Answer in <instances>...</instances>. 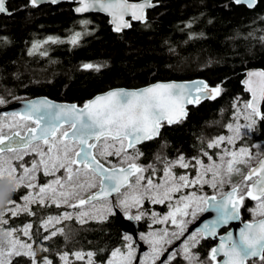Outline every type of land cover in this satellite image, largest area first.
<instances>
[{
	"label": "trees",
	"instance_id": "16d2710c",
	"mask_svg": "<svg viewBox=\"0 0 264 264\" xmlns=\"http://www.w3.org/2000/svg\"><path fill=\"white\" fill-rule=\"evenodd\" d=\"M154 2L156 6L147 12L145 23H133L128 30L115 32L106 17H77L67 3L32 7L30 0H7L10 14H0V98L7 104L46 96L83 105L111 88L203 79L221 88L219 97L190 107L181 123L163 125L156 139L136 147L143 153L137 162L143 167L153 165V179L158 180L164 168L161 161H175L181 155L185 159H205V152L215 157L208 144L226 135L237 100L248 99L241 85L245 71L264 69V0H257L253 9L235 5L232 0ZM77 33L79 39L73 45L70 41ZM49 37L59 42L52 43ZM36 44L40 47L34 49ZM84 64L95 67L86 70ZM257 143H264V120L259 118L250 135L237 145L251 148ZM145 175H152V169ZM24 192L23 188L18 191L16 201ZM252 204L245 198L242 220H250L247 208ZM153 208L161 210V206ZM31 209L34 215L11 217L6 226L32 225L38 263L47 259L59 264L60 257L67 254L69 264H88L75 260L74 253L93 252L94 264H106L111 252L124 249L127 243L114 215L86 223L63 220L57 226L63 232L45 239L48 233L42 223L60 215L64 208L35 204ZM138 226L140 233L145 232L147 222L138 221ZM213 245V241L200 238L195 246L203 264H211L208 254ZM45 248L48 251L42 250ZM11 260L12 264H31L27 256Z\"/></svg>",
	"mask_w": 264,
	"mask_h": 264
},
{
	"label": "snow or ice",
	"instance_id": "6c2138e0",
	"mask_svg": "<svg viewBox=\"0 0 264 264\" xmlns=\"http://www.w3.org/2000/svg\"><path fill=\"white\" fill-rule=\"evenodd\" d=\"M56 4L58 0H50ZM237 5L246 4L248 8L255 7L257 0H233ZM39 0H30L32 7H36ZM98 9L112 17L110 23L114 25V31L120 32L130 28L131 23L125 19L131 16L132 20L144 21L145 11L154 7L152 0H141L138 3H129V0H79L77 13H85ZM5 0H0V13H6ZM10 14V13H9ZM87 24L88 21H82ZM79 33L75 34L71 43L75 45L79 39ZM264 39V37H262ZM52 43L59 42L52 37L48 38ZM46 41V42H48ZM40 45H33L38 48ZM92 64H84L86 70L94 69ZM98 70V68L96 69ZM246 90L251 93V99L247 101L244 108L248 110L246 119L250 123L246 127L251 128L256 119L264 120V112L261 111V104L264 102V70L249 71L247 78L242 81ZM195 93V95H194ZM221 94L219 86L210 88L203 81L192 82L191 84L177 83H156L140 90H112L106 94L99 95L93 100L86 102L83 107L72 105H55L47 100L30 101L23 112H13L9 117H0V181H7L8 187L0 191V204L4 205V211H0V224H7L4 219L6 213L16 217L21 213L34 215L30 205L39 204L47 207L54 204L56 207L67 205L73 209H80L77 213V220L86 223L87 219L106 220L108 216L116 215L113 206L107 205L103 213L86 208L91 205L95 209V201L107 198L112 193H120L122 188L131 191L124 195L115 206L123 212L128 220L139 221L144 213L131 214L132 208H140L145 199L153 204H167L169 211L166 215L158 217L152 213L153 223H171L178 230L169 233L165 228L160 232L142 234L143 239L150 247L149 258L151 264L168 250L163 246L171 244L169 238L179 239L183 236L186 225L190 222L186 217L195 218L197 213L215 210L217 218L211 224H205L198 233H192L183 243L184 258L189 264H203L199 257L191 252L188 241L197 242V236L215 237L216 229L221 224H228L231 220L239 219V207L243 204L245 197L257 201L259 211L254 213L264 217V160L259 166L249 169L244 176V187L246 193L241 195L240 185H234L230 192L217 199L215 195H198L195 191L177 196L184 189L205 184L213 189L223 186L225 177H231L239 173L238 164L246 163L245 158H250L247 149L241 148L237 151H227L220 157V162L213 161L205 165L197 159L199 165L195 178L188 175H176L173 169L176 167L187 169L191 165L185 162L181 155L175 161H161L164 163L163 177L159 182L153 179L156 169L153 165L141 166L137 161L143 155L136 148L138 144L152 140L160 134L163 123L168 125L179 124L187 116L186 105L199 103L202 98L215 99ZM5 101L0 98V104ZM240 114L239 109L237 115ZM34 125V126H32ZM16 129L11 135L4 133V129ZM233 136H220L208 144L209 148L220 147L227 140L233 144L240 136V126L228 125ZM134 150V151H130ZM5 153H16V159L24 161L25 155L35 154L39 159L34 160L31 166L25 163L14 165L12 160L6 158ZM209 160L212 157L204 153ZM116 156L120 158V166H105L101 159L107 161V157ZM99 157V158H98ZM227 157V159H226ZM160 158L158 157V160ZM22 169V172L18 171ZM152 169V175L145 173ZM63 171V176L57 173ZM52 176L53 179L45 184L39 183V174ZM211 174V180L206 179ZM86 178V179H82ZM134 178V183H133ZM255 178V179H254ZM251 181L249 184L248 182ZM99 190L87 195L88 190ZM21 188L29 189L22 197L23 204L16 202V194ZM85 195H81V193ZM175 198V204L172 203ZM13 205V207H7ZM71 213H64L57 218H49L44 221L45 228L53 223H60L61 220H70ZM31 224H26L22 231L25 236L31 239ZM63 229L53 231L50 239ZM15 230H5L2 234L6 238L5 243L9 246L6 250L0 248V264H12L13 256H28L32 258V264H36L35 252L32 245L16 238ZM126 241L127 251L116 248L111 252L106 264H132L134 259L133 238L131 235L123 237ZM195 247V243L191 245ZM48 251V249H42ZM77 260H83L87 256L88 264H94L95 253L86 254L74 253ZM175 253H169L167 260H161V264H169L175 259ZM222 256L223 260L217 257ZM254 257H258L261 264H264V218L252 223H246L234 238L232 233L220 238L218 247L210 251L209 259L212 264H247ZM64 264H69L67 254L61 256ZM43 264H52L45 259ZM141 264H148L147 260ZM255 264V262H253Z\"/></svg>",
	"mask_w": 264,
	"mask_h": 264
},
{
	"label": "rangeland",
	"instance_id": "374dc122",
	"mask_svg": "<svg viewBox=\"0 0 264 264\" xmlns=\"http://www.w3.org/2000/svg\"><path fill=\"white\" fill-rule=\"evenodd\" d=\"M247 101H248V99H246V100H240V99H238L237 102L234 104V113L232 114L231 122L229 123V125H232L233 127H236L237 125H239L240 126V133L241 134H240L239 138L235 139V141H234L233 144H229V143H227V140H225V142L222 143L220 145V147H213V150L215 151L214 152L215 153V157H212V155L209 154V156L212 157V160H209L208 159V156H206L205 159H202V158L185 159V162H187V163H189L191 165L189 168L184 169V168L176 167V168H179V169L178 170H173V172L176 175L185 174V175H188L189 178H195L196 175H197V170L199 169V165L196 164V160L197 159L201 160L205 165L211 164L213 161L219 163L220 162V157L224 154L225 150H227V151H237L238 152L241 148H244V149H247L248 153L250 154V158H245L247 160L246 163L238 164L237 165V167L240 169V172L239 173L232 174L231 177H227L226 176L224 178L225 179V183L223 184V186H220L219 183H218V187L216 189H213L208 184H205L203 187H200L199 185H197L194 188L193 187H190V188L184 189L183 192L176 194L177 196L183 195L185 193H190V192L195 191L198 195H207V196H209V195H215L216 197H220L227 190L231 189L234 185H240L241 186V190H240V194L241 195H243V194L246 193L247 189L244 187V183H243L244 176L246 175L247 170L250 167H252L253 165H255L259 161V159L264 155V143L254 144L251 148H247V147H244V146L237 145L238 142L243 137H248L250 135L252 129L255 126V124H254L251 128L246 127V125H248L250 123V120L245 118L246 115H248V110H246L244 108V105H245V103ZM238 109L240 111V114L239 115H237V110ZM9 116H11V115H8V116H2V115H0V117H9ZM253 119H256V121L258 120V118H256V117H253ZM32 126H34V125H32ZM15 130L16 129L5 128L3 131H4L5 134L10 135ZM230 136H233V132L230 131L229 128H228V126H227V133H226V135H224V137H230ZM130 151H134V150H130ZM17 155L18 154H16V153H5L6 158L11 159L14 165H19L20 163H25V166H29L30 167L31 166V163L34 160L39 159L35 154H32V155H25L24 156V161H19V160L16 159V156ZM226 159H227V157H226ZM107 161L108 162H105L104 159H101V162L102 163H105V165L108 166V167L111 166V165L120 166V158H118L116 156L107 157ZM18 171L22 172V169H19ZM57 175L58 176H63L64 175V172L61 171V172L57 173ZM162 177H163V173L159 176V179L158 180H155V181L156 182H159ZM52 179H53L52 176H43L42 173L39 174V183L40 184H45V183H47L48 181H50ZM82 179H86V178H83L82 177ZM206 179L211 180V174L210 173L208 174V176L206 177ZM133 183H134V178H133ZM248 183H250V181ZM6 187H8L7 181L6 180L5 181H0V191L5 190ZM96 189L88 190V192L86 194L87 195H90ZM23 190L25 191L24 192V195H26L28 193V191H29V189H27V188H23ZM130 191H131L130 189L124 188L123 190H121L120 193H118L117 195H115L114 198H112V199H104L102 201L94 202L95 209H92V206L91 205H87L86 208L89 209V210H91V211H93V214L94 215H96L97 212L103 213V209H104L105 206L111 205L114 208L119 203V200L122 199L124 197V195L128 194ZM208 191L211 192V194H207ZM24 195H22L16 202H18L20 204H23L22 197ZM81 195H85V193L82 192ZM245 198H247V197H245ZM175 202H176V200L174 198L173 201H172V203L175 204ZM33 205H35V204L30 205V207L33 206ZM51 205H54V204H51ZM155 205L156 206H161V210L160 209L153 208V206H155ZM7 207H13V205H7ZM61 207L64 208V211H62V213L60 215L52 216L51 218L60 217L64 213L67 212V213H71L72 214V216H73L72 219H75L76 221H78L77 218H76V216H77V213L80 211V209H73L71 207H68L67 205H62ZM0 211H4V209L3 210H0ZM168 211H169V208H168L167 204H153L148 199H145L144 200L142 207H140V208H132L131 209V214L132 215H136L138 212H143L144 215H143L142 219L139 220V221H143L144 220V221L147 222V229H146V231L145 232H141V233L139 232V239L148 247V250L141 255L139 264H141V262L142 261H145V260H147L148 264H151V260L148 259L149 258V255H150V252H151V249H150L149 245L143 239H141V235L142 234H145L146 235V234H148L150 232H153V231L160 232L161 230H163L165 228L168 229V231H169L170 234L172 232L178 231L175 228V226L172 225L170 222L167 223V224L153 223L152 213H156L158 215V217H162V216L166 215ZM248 211L250 213V220H256V219L261 218L260 216L254 214V213H256V212L259 211V208H258V205H257V201L253 203V206L251 208H249ZM122 214H123V212H122ZM201 214L202 213H197V215H196L195 218H193L191 216L186 217L185 219H187L188 221H190L186 225V229H188V227L190 226V224H192ZM11 217L12 216H11L10 213H6L5 216H4V219H7L8 220ZM49 218H47L46 220H48ZM86 219H87V222L88 221H100L98 219H89V218H86ZM62 221L63 220H61V222ZM43 224H44V222L42 223V228H43L44 231H46L48 233V236H50L53 231H56L57 229H59V228H57V226L59 225V223L50 224V225H48L47 228H45L43 226ZM23 227H20V228H10V227L6 226V224H0V248H3L4 250H6L7 247L9 246L7 243H5V239L6 238L3 236L2 233L5 230H15V233H14L15 237L18 238V239H20L23 242H26V243L31 244L32 245V249L35 252L34 246H33V243H32V238L29 239L28 236H25L23 234V231H22ZM169 238L172 240V243L171 244H167L166 243L163 246L165 249L167 247L171 246L172 244H174L176 241H178L181 238V236L179 237V239H176L175 237H171V235H170ZM200 238H202V235H198L197 236V241L198 242H199ZM184 241L181 243V245L178 248L174 249L171 252V253H175L176 255H175V259L174 260H170L169 264H172L173 262H177V264H189L188 260H186L184 258V256H185V254L183 252V243H184ZM188 243H189V247L191 249V252L193 254H195L196 256L199 257V255L194 250L195 247H192L191 246L193 243H195V246L198 243L197 242H193L191 240H189ZM121 250L126 252L127 251L126 246H125L124 249H121ZM133 250H134V259L132 261V264H133V262L135 260L136 253H137V245H136V243L134 241H133ZM13 257H15V256H13ZM168 257L166 258V260L168 259ZM73 258L75 260H77L75 258V255L73 256ZM83 260H86L87 261V256H85V258ZM35 261H36V264H43V262H44V260H43L40 263H38L36 259H35ZM157 261H156V263H157ZM199 261H202L203 262V260L200 259V257H199ZM68 262H70L69 257H68ZM31 264H32V258H31ZM59 264H64V261L61 259V257H60V260H59Z\"/></svg>",
	"mask_w": 264,
	"mask_h": 264
},
{
	"label": "water",
	"instance_id": "95a60500",
	"mask_svg": "<svg viewBox=\"0 0 264 264\" xmlns=\"http://www.w3.org/2000/svg\"><path fill=\"white\" fill-rule=\"evenodd\" d=\"M153 1L154 0H152V3L154 4V7H155L156 6V3H154ZM6 2H7V0H5V7H6ZM138 2H141V0H139V1H129V3H138ZM232 2H233V0H232ZM60 3H74V5L72 6V11H73V13L77 17H82V16H85V15H88V14H100V15L106 17L108 19V21H109V24L111 25V27H112V29L114 31V25L112 23H110L112 17L110 15H108L107 13H105L103 11H100L98 9V7H97L96 10H91V11L85 12V13H77L75 11V9L77 7H79V0H58V2L56 4L51 3L50 0H39V3H38L37 6H40V5H57V4H60ZM235 5H237V4H235ZM239 6H244L247 9H253L254 8V7L253 8H248L246 4H240ZM152 8L153 7L146 9V11H145V17L146 18H145V20L143 22L142 21H138V20H132V18H131L130 15L129 16H126L125 19L128 20L131 23V25H132V23H145L146 22V19H147V11L151 10ZM0 14L9 15V12L7 10L6 13H0ZM128 29L129 28H125L122 31L128 30ZM122 31H120V32H122ZM259 70H264V69L263 68H250V69H247L245 71V73H244L243 79L241 80V85L243 87V90L248 95V98H249L248 101L251 99V93L246 90V86L242 83V81H244L247 78V73L249 71H259ZM196 81H203L204 83H206V81L203 80V79H192V80H187V81H158V82H154V83H151L149 85H146V86H143V87H139V88H123V87L122 88H111L109 90H106L104 92H101V93H98V94L94 95L93 97H91L90 99H88L86 102L91 101L95 97H97L99 95L106 94L107 92L112 91V90L134 91V90L143 89L145 87H149V86L154 85L156 83H177V84L183 83V84H191L192 82H196ZM209 87L210 88H215L217 86H210L209 85ZM194 95H195V93H194ZM218 97L219 96H216L215 99H217ZM215 99L202 98L199 103L187 104L186 105L187 115H188V111H189V108L190 107H195V106L200 105L204 101H207V100H209V101L211 100L212 101V100H215ZM38 100H47V101H49V102H51L52 104H55V105H72V104H75L77 107H83V105L86 103L85 102L83 105H78V104H76L74 102L55 101V100H52V99H50V98H48L46 96H37V97H33V98H27V99L17 100V101H13V102H10V103H7V104L0 105V115H2V116H8V115H11L13 112H23L25 110L26 105L28 104V102H30V101H38ZM262 104H263V102H262ZM262 104H261V107H262ZM185 118H183V120ZM163 125L172 126V125H168L166 122L163 123ZM173 125H175V124H173ZM161 128H160V131H161ZM158 136H156L154 139H156ZM154 139H152V140H154ZM148 141L149 140L144 141L143 143L138 144L136 147L141 146L142 144H144V143H146ZM0 147H2V146H0ZM261 160H264V156L260 159V161ZM260 161L257 163V165H255V166H253L251 168L258 167ZM106 167H108V166H106ZM251 168H249V169H251ZM248 171L249 170H247L246 174L248 173ZM123 189L124 188H122L121 190H123ZM231 189H229L228 191H226L224 194H226L227 192H230ZM98 190H99V187L94 192H96ZM117 194L118 193H115L114 192L111 195H109L106 199H112ZM209 196H213V195H209ZM221 198H222V196L217 197V199H221ZM104 199L105 198H102V199H99L98 201L104 200ZM249 199L252 200L251 198H249ZM95 202H97V201H95ZM241 208H242V205L239 207V219L231 220L226 225L221 224L216 229L217 234H216L215 237H212V236L204 237L202 235V238L203 239L211 240V241L214 242V245L212 246V248L218 247L219 246V243H220V238L223 237V236H225V235H227L229 232H231L232 235H233V237L236 238V237H238L239 231L241 229H243V227H244V225L246 223H252V222L256 221V220H254V221H249V220L244 221V220H242V218H241ZM114 210L117 212V214L114 215V216L118 220V223H119V226H120V229H121L122 234L123 235H126V234L127 235H131L132 238H133V241L137 245V253H136V257H135V260H134L133 264H139L141 255L148 250V247L139 239V226H138V222L136 220H128V219H126L124 217V215L122 214V212L119 209L115 208V207H114ZM216 218H217V212L215 210H210L208 212H203L192 224H190V226L188 227V229L186 230V232L184 233V235L178 241H176L174 244H172L171 246H169V247L166 248L168 251L165 252V254L163 256H161V259L158 260L156 264H161V260H166V258L168 257L169 253H171L174 249H176L181 244V242L188 235H190L192 233H198L204 227L205 224H211L212 221L215 220ZM262 218H264V217H262ZM209 255H210V253H209ZM217 259L218 260H223V257L222 256H218ZM255 260H259V258L258 257L251 258L247 262V264H252L250 261H255Z\"/></svg>",
	"mask_w": 264,
	"mask_h": 264
},
{
	"label": "flooded vegetation",
	"instance_id": "af4514ba",
	"mask_svg": "<svg viewBox=\"0 0 264 264\" xmlns=\"http://www.w3.org/2000/svg\"><path fill=\"white\" fill-rule=\"evenodd\" d=\"M129 1H139V0H129ZM153 2H154V1H153ZM6 3H7V2H6ZM154 3H155V2H154ZM60 4H61V3H60ZM67 4H69V5L71 6V9H72V6L74 5V3H67ZM147 12H148V11H147ZM132 24H133V23H132ZM263 156H264V155H263ZM263 156H262V157H263ZM262 157H261V158H262ZM261 158H260V159H261ZM260 159H259V161H260ZM259 161H258V162H259ZM258 162H257V163H258ZM257 163H256L255 165H257ZM255 165H253V166H255ZM253 166H252V167H253ZM250 168H251V167H250ZM248 170H249V169H248ZM250 182H251V181H250ZM249 184H250V183H249ZM247 198H248V197H247ZM248 199H249V198H248ZM249 200H250V199H249ZM251 201H252L253 203L256 202L255 200H251ZM243 203H244V202H243ZM242 205H243V204H242ZM252 206H253V204H252L251 206H249L247 209L249 210V208H251ZM241 210H242V208H241ZM248 212H249V211H248ZM249 216H250V213H249ZM261 218H262V217H261ZM259 219H260V218H259ZM256 220H258V219H256ZM250 221H254V220H250ZM188 236H189V235H188ZM188 236H187V237H188ZM181 237H182V236H181ZM187 237H186V238H187ZM186 238H185V239H186ZM185 239H184V240H185ZM184 240H183V241H184ZM183 241H182V242H183ZM182 242H181V243H182ZM180 245H181V244H180ZM180 245H179V246H180ZM179 246H178V247H179ZM178 247H177V248H178ZM168 256H169V255H168ZM257 261H259V260L250 261V262L253 264V262H257Z\"/></svg>",
	"mask_w": 264,
	"mask_h": 264
}]
</instances>
